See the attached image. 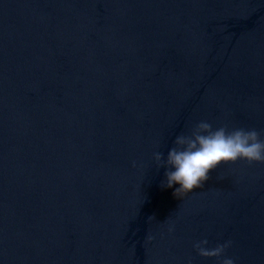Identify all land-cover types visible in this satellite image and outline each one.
<instances>
[{
  "label": "water",
  "instance_id": "water-1",
  "mask_svg": "<svg viewBox=\"0 0 264 264\" xmlns=\"http://www.w3.org/2000/svg\"><path fill=\"white\" fill-rule=\"evenodd\" d=\"M200 120L264 138V0H0V264H264V164L163 186Z\"/></svg>",
  "mask_w": 264,
  "mask_h": 264
},
{
  "label": "clouds",
  "instance_id": "clouds-1",
  "mask_svg": "<svg viewBox=\"0 0 264 264\" xmlns=\"http://www.w3.org/2000/svg\"><path fill=\"white\" fill-rule=\"evenodd\" d=\"M153 159L157 168L168 169L163 186L171 188L179 184L174 195L182 199L194 189L202 188L204 181L209 179V172L221 164L237 161L264 164V138L255 128H230L226 124L214 127L200 120L175 137L166 157L163 152L154 151ZM208 244L207 239H202L194 242L193 248L200 257L215 258L219 264H235L234 258L226 254L231 241L215 247H208Z\"/></svg>",
  "mask_w": 264,
  "mask_h": 264
}]
</instances>
